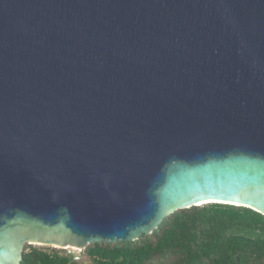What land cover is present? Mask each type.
Segmentation results:
<instances>
[{
	"label": "water",
	"instance_id": "obj_1",
	"mask_svg": "<svg viewBox=\"0 0 264 264\" xmlns=\"http://www.w3.org/2000/svg\"><path fill=\"white\" fill-rule=\"evenodd\" d=\"M206 202L264 215V0H0V264Z\"/></svg>",
	"mask_w": 264,
	"mask_h": 264
},
{
	"label": "trees",
	"instance_id": "obj_2",
	"mask_svg": "<svg viewBox=\"0 0 264 264\" xmlns=\"http://www.w3.org/2000/svg\"><path fill=\"white\" fill-rule=\"evenodd\" d=\"M19 264H264V215L206 202L175 210L135 240L89 243L78 259L68 248L24 244Z\"/></svg>",
	"mask_w": 264,
	"mask_h": 264
},
{
	"label": "built area",
	"instance_id": "obj_3",
	"mask_svg": "<svg viewBox=\"0 0 264 264\" xmlns=\"http://www.w3.org/2000/svg\"><path fill=\"white\" fill-rule=\"evenodd\" d=\"M66 248H68V251H70L71 253L74 254V258L75 259L79 258V253H80L81 249H76V248H73V247H66Z\"/></svg>",
	"mask_w": 264,
	"mask_h": 264
},
{
	"label": "rangeland",
	"instance_id": "obj_4",
	"mask_svg": "<svg viewBox=\"0 0 264 264\" xmlns=\"http://www.w3.org/2000/svg\"><path fill=\"white\" fill-rule=\"evenodd\" d=\"M82 250V249H81Z\"/></svg>",
	"mask_w": 264,
	"mask_h": 264
}]
</instances>
